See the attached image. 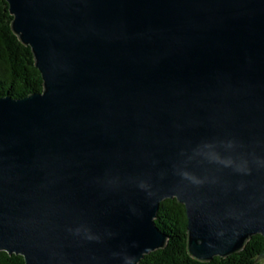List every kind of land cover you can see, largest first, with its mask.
I'll return each mask as SVG.
<instances>
[{
  "label": "water",
  "instance_id": "95a60500",
  "mask_svg": "<svg viewBox=\"0 0 264 264\" xmlns=\"http://www.w3.org/2000/svg\"><path fill=\"white\" fill-rule=\"evenodd\" d=\"M5 1L42 90L0 96V251L138 264L166 198L196 260L264 238V0Z\"/></svg>",
  "mask_w": 264,
  "mask_h": 264
},
{
  "label": "trees",
  "instance_id": "16d2710c",
  "mask_svg": "<svg viewBox=\"0 0 264 264\" xmlns=\"http://www.w3.org/2000/svg\"><path fill=\"white\" fill-rule=\"evenodd\" d=\"M12 19L7 2L0 0V96L18 99L41 91L42 78L30 47L13 32ZM154 222L168 237L167 243L144 255L138 264H260L255 261L264 249V238L260 234L253 235L241 250L225 257L214 256L208 261L192 258L186 247L185 207L176 198H166L159 203ZM0 264L25 262L19 254L0 251Z\"/></svg>",
  "mask_w": 264,
  "mask_h": 264
},
{
  "label": "rangeland",
  "instance_id": "374dc122",
  "mask_svg": "<svg viewBox=\"0 0 264 264\" xmlns=\"http://www.w3.org/2000/svg\"><path fill=\"white\" fill-rule=\"evenodd\" d=\"M258 262H259L260 264H263V263H264V259H260V260H258Z\"/></svg>",
  "mask_w": 264,
  "mask_h": 264
}]
</instances>
